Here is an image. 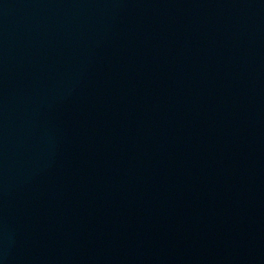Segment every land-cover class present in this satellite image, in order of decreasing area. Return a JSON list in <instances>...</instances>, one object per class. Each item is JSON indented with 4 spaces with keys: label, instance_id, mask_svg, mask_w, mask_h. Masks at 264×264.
I'll return each instance as SVG.
<instances>
[{
    "label": "water",
    "instance_id": "1",
    "mask_svg": "<svg viewBox=\"0 0 264 264\" xmlns=\"http://www.w3.org/2000/svg\"><path fill=\"white\" fill-rule=\"evenodd\" d=\"M0 264H264V0H0Z\"/></svg>",
    "mask_w": 264,
    "mask_h": 264
}]
</instances>
